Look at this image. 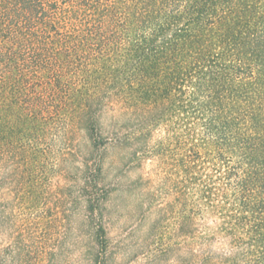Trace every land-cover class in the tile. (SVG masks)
<instances>
[{
    "label": "trees",
    "instance_id": "obj_1",
    "mask_svg": "<svg viewBox=\"0 0 264 264\" xmlns=\"http://www.w3.org/2000/svg\"><path fill=\"white\" fill-rule=\"evenodd\" d=\"M114 109L163 133L184 264H264V0H0V137Z\"/></svg>",
    "mask_w": 264,
    "mask_h": 264
},
{
    "label": "rangeland",
    "instance_id": "obj_2",
    "mask_svg": "<svg viewBox=\"0 0 264 264\" xmlns=\"http://www.w3.org/2000/svg\"><path fill=\"white\" fill-rule=\"evenodd\" d=\"M117 114L95 134L55 118L2 132L0 264H184L178 169L152 151L163 133L137 138Z\"/></svg>",
    "mask_w": 264,
    "mask_h": 264
}]
</instances>
